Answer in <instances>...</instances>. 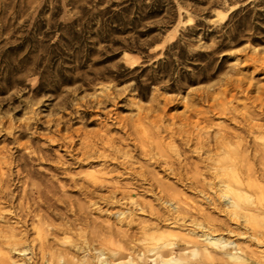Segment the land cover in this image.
<instances>
[{
  "label": "rangeland",
  "instance_id": "1",
  "mask_svg": "<svg viewBox=\"0 0 264 264\" xmlns=\"http://www.w3.org/2000/svg\"><path fill=\"white\" fill-rule=\"evenodd\" d=\"M261 103L264 0H0V178L11 192L0 198L1 228L15 226L11 213L23 202L56 231L49 240L95 264L99 251L113 264L131 253L154 257L145 227L177 234L175 255L197 223L246 230L242 214L223 211L205 155L185 149L176 132L237 130L247 111L264 124ZM112 146L119 161L101 156ZM158 148L181 156L188 179L147 167ZM128 161L132 171L120 164ZM105 168L95 185L92 175ZM144 178L176 190H137L136 207L127 205L131 190L113 189ZM201 184L204 194L194 190ZM252 185L248 195L264 208V177Z\"/></svg>",
  "mask_w": 264,
  "mask_h": 264
},
{
  "label": "bare ground",
  "instance_id": "2",
  "mask_svg": "<svg viewBox=\"0 0 264 264\" xmlns=\"http://www.w3.org/2000/svg\"><path fill=\"white\" fill-rule=\"evenodd\" d=\"M125 57L131 66L138 63V59L130 54H126ZM205 97L206 99L212 98L210 95ZM221 107L223 110L220 108V112L228 113L233 117H231L233 120L239 118L236 110L226 108L225 104H221ZM261 108H264L263 103H261ZM262 115L264 116V113L259 114V116ZM241 116L244 124L239 122L240 125L237 130L226 128L220 130L219 134H201L200 132L193 137L184 136L186 135L185 129L176 133L182 138L185 149L193 148V152L205 155L201 163L205 164L207 171L212 174L215 180L214 188L218 187L222 193L223 211L229 213L233 219L242 214L246 224L251 225V227H247L246 230L241 227L230 228L227 225L218 228L216 224H213L215 227L207 228L204 224L197 223L185 239L189 247L181 249L176 255L171 252L174 244L170 242L169 238H175L178 236L177 234H174L171 229L163 230L159 226H156L154 230L145 227V237L154 245V248H151V251L156 252L154 257H148L142 252L136 255L131 253L125 261L118 264H264V235L260 223L264 221V208L256 207L252 197L248 195V190L255 187L252 185V181L264 177V124H253L254 119H256L254 117L257 116L253 112L247 111L245 115ZM148 117L147 115L146 118ZM235 139H237L236 142H234ZM120 153V150L112 146L111 151H106L101 156L106 160L119 161ZM144 153L146 154V152ZM157 155L159 157L152 156L151 163H148L147 167L164 166L178 181L183 182L188 179L186 178L188 164L180 160L181 156L175 161L159 148ZM120 164L126 171L133 170L134 163L132 161L121 162ZM199 165L196 164L195 168L198 169ZM143 168L145 166L142 165ZM146 172H148V176L151 175V172ZM109 173L110 171H106V168L99 170L97 174L92 175V182L95 185L103 183L105 181L104 176ZM1 176L3 177L2 174ZM2 177L0 178V198L6 197L5 200H7L11 192H9V187H6ZM147 184L149 188H146L145 185ZM198 188L203 194L206 191L204 184L196 185L194 190H198ZM113 189L115 192L131 190V201L127 205L132 204L136 207L139 206L136 199L137 190L154 191L160 189L162 192L176 190L175 187L164 184L154 187L152 179L149 178H144L142 184H137L134 187L115 186ZM208 199L211 198L208 197ZM211 201L210 203H214ZM242 201H248L250 204L244 206ZM165 203L174 207L173 210L178 209L173 201ZM150 205L152 206V204ZM26 208L24 203L20 202L18 208L20 212L15 213L13 211L11 213L18 220L14 222L15 226L9 225L7 228H1L0 224V264H95V261L89 259L77 261L76 255L72 254L70 250L61 249L57 241L49 240V234L56 231L49 229L51 225L45 226L48 224L47 218L39 214L40 212L36 213V209L26 211ZM236 220L238 219L236 218ZM173 224L171 228L177 222ZM33 230L37 231V237L31 238L29 234ZM242 239L247 240L246 242L250 244L241 243L240 240ZM14 256L21 257L22 260L16 261ZM27 256L31 257L28 259ZM97 259V263L100 264H113L105 257L103 251L97 252Z\"/></svg>",
  "mask_w": 264,
  "mask_h": 264
}]
</instances>
